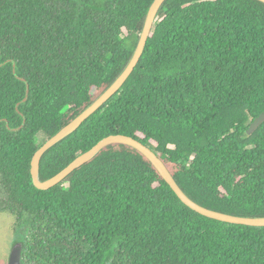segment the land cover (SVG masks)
<instances>
[{
    "label": "trees",
    "instance_id": "16d2710c",
    "mask_svg": "<svg viewBox=\"0 0 264 264\" xmlns=\"http://www.w3.org/2000/svg\"><path fill=\"white\" fill-rule=\"evenodd\" d=\"M153 1L0 0V214L21 264H264V227L190 210L131 147L33 185L32 157L123 72ZM262 113L264 4L166 0L132 74L41 157L39 180L121 135L199 206L264 218V122L248 134Z\"/></svg>",
    "mask_w": 264,
    "mask_h": 264
},
{
    "label": "water",
    "instance_id": "95a60500",
    "mask_svg": "<svg viewBox=\"0 0 264 264\" xmlns=\"http://www.w3.org/2000/svg\"><path fill=\"white\" fill-rule=\"evenodd\" d=\"M166 0H154L149 7L147 12L144 25L142 28V32L137 44V47L134 51V54L127 64L126 68L119 75V77L110 85V87L104 91L88 108H86L81 114H79L73 121H71L67 126L61 129L57 134L47 140L34 154L31 160V168L30 174L32 177L33 185L36 189L41 191H46L48 189L53 188L62 182L68 175L74 172L76 169L80 168L84 164L90 162L96 155L99 154L104 148L120 144L133 148L142 154L157 170L163 180L168 184L170 189L174 192V194L178 197V199L188 207L190 210L213 220H217L224 223L236 224V225H244L250 227H264V218H243L237 217L227 214H222L218 212H214L203 208L190 200L177 185L166 166L163 162L147 147L142 145L141 143L135 141L132 138L115 135L104 138L100 142H98L92 149L89 151L79 155L73 162H71L65 169L59 172L54 177L41 182L39 180V162L41 157L53 146L67 138L69 135L74 133L91 115L97 112L104 104L114 95L116 94L124 85L126 80L132 74L133 70L137 66L143 51L145 49L147 39L151 32L153 23L155 18L164 4ZM262 4H264V0H256ZM28 96V86L26 87V97L23 101H26ZM17 108V107H16ZM264 122V113L260 114L254 121L250 124L248 129V134L254 132L262 123ZM22 127V126H21ZM20 246H14L9 253L7 264H21L20 263Z\"/></svg>",
    "mask_w": 264,
    "mask_h": 264
},
{
    "label": "rangeland",
    "instance_id": "374dc122",
    "mask_svg": "<svg viewBox=\"0 0 264 264\" xmlns=\"http://www.w3.org/2000/svg\"><path fill=\"white\" fill-rule=\"evenodd\" d=\"M40 143L45 141L44 137H39ZM12 224L13 218L7 214H0V264H6L12 246Z\"/></svg>",
    "mask_w": 264,
    "mask_h": 264
},
{
    "label": "flooded vegetation",
    "instance_id": "af4514ba",
    "mask_svg": "<svg viewBox=\"0 0 264 264\" xmlns=\"http://www.w3.org/2000/svg\"><path fill=\"white\" fill-rule=\"evenodd\" d=\"M13 225H14V220H13V224H12V227H13ZM11 227V229H12V236H13V240H12V246H11V248H10V250L14 247V246H16V244H14V233H13V228ZM10 253V252H9ZM8 257H9V255H8ZM7 260H8V258H7ZM20 263H21V260H20ZM7 264V263H6ZM28 264H32V263H28Z\"/></svg>",
    "mask_w": 264,
    "mask_h": 264
}]
</instances>
